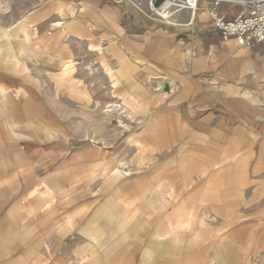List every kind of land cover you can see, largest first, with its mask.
<instances>
[{
    "label": "crops",
    "instance_id": "crops-1",
    "mask_svg": "<svg viewBox=\"0 0 264 264\" xmlns=\"http://www.w3.org/2000/svg\"><path fill=\"white\" fill-rule=\"evenodd\" d=\"M217 1L173 33L106 0H0V264H264V42L223 41L215 16L246 9ZM84 33L151 124L119 160L56 106Z\"/></svg>",
    "mask_w": 264,
    "mask_h": 264
},
{
    "label": "rangeland",
    "instance_id": "rangeland-1",
    "mask_svg": "<svg viewBox=\"0 0 264 264\" xmlns=\"http://www.w3.org/2000/svg\"><path fill=\"white\" fill-rule=\"evenodd\" d=\"M106 3L107 7L116 12L118 23L133 30L143 28L150 21L157 22L173 33L182 30V27L169 26L159 20L147 3L141 7L142 10L127 0H106ZM177 16L181 18L183 14ZM90 42L89 39L68 40L67 78L61 89L57 90V95L61 92L62 100L56 106L67 115L70 133L82 135L83 146L90 155L97 154V147L107 155L110 148L115 149L119 160L125 154L124 145L136 139L133 136L134 130L151 128V124L130 119L133 115H129L130 109L119 100L118 86L102 62L103 57L98 51L92 50ZM104 42L101 43L102 54L109 47V42ZM136 107L132 106L130 113H138Z\"/></svg>",
    "mask_w": 264,
    "mask_h": 264
},
{
    "label": "built area",
    "instance_id": "built-area-1",
    "mask_svg": "<svg viewBox=\"0 0 264 264\" xmlns=\"http://www.w3.org/2000/svg\"><path fill=\"white\" fill-rule=\"evenodd\" d=\"M134 6L149 5L150 11L165 24L169 18L183 12L197 13L201 0H127ZM221 1H217L216 5ZM246 13L228 21L224 16H215L213 27L223 41L235 38L242 46H255L264 42V0H235ZM167 12L169 17L164 15Z\"/></svg>",
    "mask_w": 264,
    "mask_h": 264
},
{
    "label": "bare ground",
    "instance_id": "bare-ground-1",
    "mask_svg": "<svg viewBox=\"0 0 264 264\" xmlns=\"http://www.w3.org/2000/svg\"><path fill=\"white\" fill-rule=\"evenodd\" d=\"M201 4H202V2H201ZM140 10H142V8L140 7V6H137ZM186 13H190V12H186ZM191 14V17H192V21L191 22H193L194 21V18H195V16H196V13L195 14H193V13H190ZM164 15H166V16H168L169 17V14L167 13V12H165L164 13ZM176 18L177 17H175V16H173V17H170L169 18V21H170V24H168V25H171V26H181V24H179L178 22H177V20H176ZM82 36L84 37H90V40H91V42H90V45H91V48H98V49H102V46H95V45H93V44H91L92 43V41H93V38H92V35L90 34V35H88V34H85L84 33V35L82 34ZM107 38V37H106ZM110 39V38H109ZM113 40V39H112ZM111 39L110 40H108V42H110V41H112ZM104 42V41H103ZM103 42H102V44H103ZM105 43V42H104ZM163 79V78H162ZM167 80V79H166ZM168 81V80H167ZM154 83H156L157 85H159V86H161L162 84H163V82H162V80H154ZM166 83V82H165ZM165 85V84H164ZM156 89V88H155ZM160 90V89H159ZM159 90H156V91H159ZM161 91H162V89H161ZM155 92V91H154ZM166 94V93H165ZM122 166V165H121Z\"/></svg>",
    "mask_w": 264,
    "mask_h": 264
}]
</instances>
